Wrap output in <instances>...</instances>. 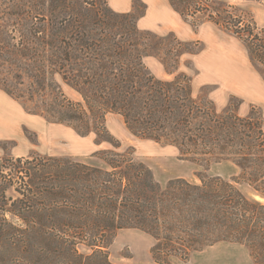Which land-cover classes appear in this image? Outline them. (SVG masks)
<instances>
[{"label":"trees","instance_id":"16d2710c","mask_svg":"<svg viewBox=\"0 0 264 264\" xmlns=\"http://www.w3.org/2000/svg\"><path fill=\"white\" fill-rule=\"evenodd\" d=\"M168 1L183 17L201 14L232 33L264 74V26L249 12L224 0ZM141 13L115 11L108 0H0V88L112 146L96 152L100 163L36 152L0 157V264H115L107 247L124 228L154 239L157 264L221 241L246 246L252 264H264L261 112L218 110L196 97L190 76L178 71L193 49L173 34L161 39L140 29ZM152 52L168 78L149 71L144 59ZM107 113L205 169L226 160L238 173L202 171L197 182L178 177L161 186L131 150H119Z\"/></svg>","mask_w":264,"mask_h":264},{"label":"rangeland","instance_id":"374dc122","mask_svg":"<svg viewBox=\"0 0 264 264\" xmlns=\"http://www.w3.org/2000/svg\"><path fill=\"white\" fill-rule=\"evenodd\" d=\"M224 1L249 12L259 26H264V0ZM108 4L120 12H142L138 18L140 29L150 30L161 39L173 34L193 49V52H185L181 56L178 71L190 76L196 97L210 98L218 110L233 104L241 115L255 107L264 119V74L250 59L244 43L232 33L205 20L201 14L183 17L167 0L149 3L144 0H108ZM144 60L155 76L169 77L156 53H150ZM63 90L68 97L79 99L66 85H63ZM105 124L110 134L119 141V150H131L137 160L151 168L161 186L178 177L197 182L202 171L226 179L238 173V168L230 161L213 162L205 169L181 157L172 145L134 136L118 114L107 113ZM111 147L108 142L99 141L93 133L81 135L71 126L36 112L33 103L15 98L0 88V157L26 156L36 152L100 163L96 152ZM236 185L249 197H256L247 185ZM153 242L149 234L139 229H119L107 247L108 258L115 264H157L150 252ZM171 262L252 264L246 246L228 241L194 251L187 259L172 257Z\"/></svg>","mask_w":264,"mask_h":264},{"label":"crops","instance_id":"0c3cea01","mask_svg":"<svg viewBox=\"0 0 264 264\" xmlns=\"http://www.w3.org/2000/svg\"><path fill=\"white\" fill-rule=\"evenodd\" d=\"M145 2H147V3H149V2H152V1H159L160 2V0H144ZM168 1V0H167ZM169 2V1H168ZM170 4V3H169ZM114 10V9H113ZM115 11H117V10H115ZM118 12H120V11H118Z\"/></svg>","mask_w":264,"mask_h":264}]
</instances>
